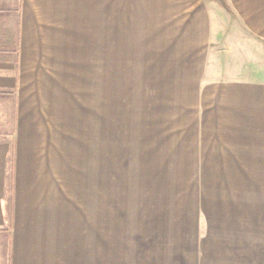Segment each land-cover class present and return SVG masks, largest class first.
<instances>
[{"label":"crops","instance_id":"obj_1","mask_svg":"<svg viewBox=\"0 0 264 264\" xmlns=\"http://www.w3.org/2000/svg\"><path fill=\"white\" fill-rule=\"evenodd\" d=\"M143 1L141 11V0H0V264L126 260L120 248L115 251L119 254L111 256V247L123 245L120 241L111 245L109 238L106 124L98 137L101 178L97 191L86 171L79 191L76 166L73 170L70 160H63L60 127L40 122L60 118L56 112L62 97L55 93V82L50 84L51 92L41 93L29 75L38 69L30 64L31 56H59L57 62L62 64L66 60L62 56L70 60V56L100 55L101 70L108 71L111 32L112 37L131 40L127 47L133 51H118L122 54L186 59L203 52L208 56L199 77L183 84L182 95L198 102L201 125L197 133L203 143L202 136L209 137L208 143L213 139L215 154L208 156L213 157V166L223 167L219 152L228 153L237 182L258 185L260 193L255 185L252 192L264 200V75L262 69L236 56L241 49L248 55L253 48L264 60V0H193L190 8L177 12L163 10L168 0ZM158 6L160 13L154 10ZM148 38L164 39L165 44L155 41L160 50H143L153 44L146 42ZM189 88L193 92L185 93ZM46 102L58 105L54 117L44 114L40 104ZM205 118L212 120L209 128L202 122ZM199 161L203 166L202 158ZM95 209L100 224L94 223ZM254 243L256 256L248 246L241 249L238 244L221 254H206L198 243L190 244L192 249L186 243V253L174 250L175 243L157 244L162 251L129 256V263L116 264H264V242Z\"/></svg>","mask_w":264,"mask_h":264},{"label":"rangeland","instance_id":"obj_2","mask_svg":"<svg viewBox=\"0 0 264 264\" xmlns=\"http://www.w3.org/2000/svg\"><path fill=\"white\" fill-rule=\"evenodd\" d=\"M141 1L142 11L145 2ZM168 1L163 10L177 12L190 8L193 0ZM154 10L160 13V6ZM152 38L146 40L153 43L151 47L143 50H160L156 42L159 46L165 44L164 39ZM129 41L112 37L111 32L108 71L101 70L100 55L70 56V60L62 56V60L66 59L62 64L57 62L59 56L29 59L38 68L29 72L30 80L38 82V91L51 92L50 84L55 82V93L62 97L60 110L57 104H40L47 117H54L59 110L56 114L60 118H41L40 122L60 127L63 160H70L73 170L76 166L79 191L85 171L94 180L93 191H97L101 178L98 142L103 123L107 126L109 238L111 245L115 241L123 245L111 247V256L119 254L115 252L119 248L124 251L120 254L126 256V260L111 257V264L129 263V256L151 255L153 250H161L157 244L173 243L178 245L174 250L180 253H186V243H198L206 254H221L230 245L238 244L241 249L248 246L256 256L258 247L254 242H264V200L256 198L261 187L237 182L226 152H219L218 161L224 166H213V157H208L215 154L213 139L208 143L209 137L202 136L203 143L197 133L201 125L196 115L198 102L190 95H182L183 84L199 77L208 56L203 52L186 59L118 53L133 51L127 47ZM238 53L237 57L247 59V65L257 66L264 75V60L257 49L251 48L248 55L245 49ZM184 92L193 91L189 88ZM205 120L202 122L207 128L212 126V120ZM199 158L203 166L198 165ZM253 185L259 193L252 192ZM93 220L101 223L96 209Z\"/></svg>","mask_w":264,"mask_h":264}]
</instances>
